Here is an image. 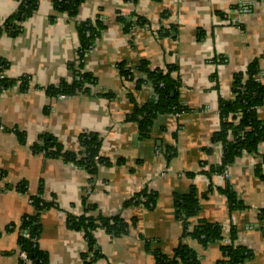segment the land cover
I'll use <instances>...</instances> for the list:
<instances>
[{"label": "crops", "instance_id": "1", "mask_svg": "<svg viewBox=\"0 0 264 264\" xmlns=\"http://www.w3.org/2000/svg\"><path fill=\"white\" fill-rule=\"evenodd\" d=\"M241 4L249 7L245 15ZM17 7L16 0H0V62L11 80L0 90V264H19V225L34 212L32 197L55 204L39 217L37 245L46 264H161L157 255H171L179 242L196 253L198 264H218L232 232L250 254L243 264H264L262 147L238 156L223 182L220 174L205 173L221 161V145L211 140L219 100L234 98L235 74L257 60L264 84V0H82L72 17L53 0H37L29 17L5 31ZM84 22L101 28L79 60L77 25ZM141 61L151 70L174 68L186 108L177 117H157L147 136L129 119L132 101L142 105L153 97L150 84L137 85ZM80 62L91 79L87 92L48 96L47 87L73 80L70 65ZM120 64L131 76L119 73ZM42 134L74 154L81 134L96 136L105 162L90 177L70 162L33 152ZM226 183L242 208H229L220 192ZM191 189L199 210L190 224L220 225L222 243L203 247L181 239L174 197ZM143 192L154 194L152 207L126 205ZM87 206L93 216L122 219L127 231L111 236L97 228L88 250L83 233L67 226V217Z\"/></svg>", "mask_w": 264, "mask_h": 264}, {"label": "trees", "instance_id": "2", "mask_svg": "<svg viewBox=\"0 0 264 264\" xmlns=\"http://www.w3.org/2000/svg\"><path fill=\"white\" fill-rule=\"evenodd\" d=\"M18 7L15 14L4 22V30L15 28L16 22H21L29 17L37 7V0H16ZM82 0H53V4L59 11L65 12L72 17ZM101 25L96 22H84L77 25L79 35L78 59L81 60L84 54L92 47L94 39L99 35ZM79 67L75 68V63L70 65L73 73L71 82L61 81L57 86H49L45 92L48 96L57 97L60 94L69 96L77 92H87V83L91 81L90 76L82 72ZM119 73L124 77L131 76V72L118 66ZM5 70V66L0 62V73ZM137 71L143 75L136 82L141 86L143 82L151 85L153 97L142 105H137L132 101V109L129 119L135 121L141 136H147L154 120L159 116L172 115L176 112L186 110L185 106L178 101V78L173 76L174 68L166 70H151L148 64L141 61L137 66ZM259 67L257 60L251 62L243 72L235 74L232 83L234 98L230 100H219L218 115L219 128L212 135L211 142L220 144L222 147L221 161L217 165L206 168L207 175L220 174L226 166L232 164L234 160L245 153L257 152L264 144V84L258 79ZM26 78L22 77L25 82ZM11 84L9 78H0V90ZM257 108H262V117L257 115ZM19 138L22 136L19 134ZM78 153H70L46 134L39 136L31 148L33 152L42 153L51 158L62 159L70 162L76 167L86 170L90 177L96 173L97 165L104 163V159L99 156V141L91 134H81L79 136ZM165 154L172 153L170 148L162 149ZM264 154V148H263ZM170 157V156H168ZM220 192L226 197L227 204L231 210L242 208V203L237 200L236 195L226 183ZM142 198H145L142 200ZM34 212L25 215L19 225V230H27L29 237H18V250L24 251L31 264H46L44 254L39 250L37 241H32L34 235L39 234L40 212L54 206V202H45L40 197H32ZM155 197L153 193H140L126 202L130 204H142L145 207H152ZM91 207L87 206L85 212L80 216H68L67 226L70 229L81 231L85 242L90 250L94 246V232L97 228H103L111 236H119L127 231V223L118 217L104 220L99 215L89 214ZM199 202L194 189L187 193L178 194L174 197V215L182 224L181 239L188 237L196 240L201 246L206 247L213 242H223L221 226L216 223L199 221L194 225L190 224V219L197 215ZM264 218V210L261 211ZM229 243L221 244L222 258L218 264H243L250 256L249 252L242 246L234 243V233L232 232ZM147 250L149 243L146 244ZM157 255V254H155ZM157 260L161 264H198L196 253L187 245L179 242L171 255H157Z\"/></svg>", "mask_w": 264, "mask_h": 264}, {"label": "built area", "instance_id": "3", "mask_svg": "<svg viewBox=\"0 0 264 264\" xmlns=\"http://www.w3.org/2000/svg\"><path fill=\"white\" fill-rule=\"evenodd\" d=\"M248 11H249V7L247 6V4H241V6H240V13L242 14V15H245L246 13H248ZM0 78H8V76H7V72H6V70H4L3 72H1L0 73ZM59 99H63V98H65L66 97V95H63V94H60V95H58L57 96ZM258 109V108H257ZM256 109V110H257ZM179 114H178V112H176V113H174V114H172V116H175V117H177ZM216 145V144H215ZM263 146H264V144H262V149H263ZM222 148V147H221ZM259 150V149H258ZM263 151V150H262ZM263 153V152H262ZM204 167V166H203ZM220 176H221V180H222V182L223 181H225V180H227L228 178H229V173H228V170H227V166H226V168L223 170V172H221L220 173ZM145 198H142V200H144ZM31 201V204H32V200H30ZM21 235L23 236V237H29V234H28V232H27V230H22V232H21ZM37 239H38V235H34L33 237H32V241H37ZM17 255H18V258H19V264H31V261L27 258V255H26V253L24 252V251H21V250H17Z\"/></svg>", "mask_w": 264, "mask_h": 264}]
</instances>
